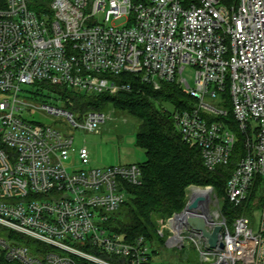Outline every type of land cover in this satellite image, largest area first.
I'll list each match as a JSON object with an SVG mask.
<instances>
[{"label":"built area","instance_id":"2783aa9c","mask_svg":"<svg viewBox=\"0 0 264 264\" xmlns=\"http://www.w3.org/2000/svg\"><path fill=\"white\" fill-rule=\"evenodd\" d=\"M187 67L192 86L182 77ZM123 72L155 89L172 82L193 98L173 118L207 169L227 164L241 136L244 154L225 188L231 205L244 204L255 184L263 193L254 227L251 214L228 220L219 199L205 194L206 213L186 211L200 194L193 191L157 230L170 232L165 245L192 242L194 264H264V0H0V264L149 262L152 242L126 241L108 226L127 186L141 184V167L90 166L84 143L75 147L69 131L29 117L39 109L63 116L72 131L96 133L110 115L45 104L31 87L116 93L128 87L112 78ZM187 215L204 217L209 231L221 227L216 246L185 223Z\"/></svg>","mask_w":264,"mask_h":264},{"label":"trees","instance_id":"16d2710c","mask_svg":"<svg viewBox=\"0 0 264 264\" xmlns=\"http://www.w3.org/2000/svg\"><path fill=\"white\" fill-rule=\"evenodd\" d=\"M112 78L119 84L127 85V89H120L116 93L75 94L65 87L43 81L34 83L31 89L33 97L37 99L46 97L45 92L58 94L62 98L68 96L73 100L74 110L80 112L102 111L109 106L139 121L135 144L144 151L145 156L141 163H137L142 170V182L139 185L127 186V199L111 215L108 226L112 231L122 234L129 242L139 235L149 242L154 238L163 242V236L158 237L155 232V220L168 217L184 207L188 185H212L217 194L225 193L227 180L235 168L233 165L244 154L241 136L228 163L209 170L203 164L200 149L183 140L174 122V110L188 109L193 104L190 95L172 82H163L160 88L155 89L133 73L123 72ZM225 105L229 111V122L235 126L228 99ZM231 168V172L227 173ZM258 188L255 184L244 204L251 200ZM227 204L228 209L233 207L229 202ZM241 206H234L237 208L232 212L240 211ZM179 251L181 260L187 261L188 251L184 248ZM155 253H158L156 247L151 249L147 264H163L154 261ZM78 262L94 264L81 258Z\"/></svg>","mask_w":264,"mask_h":264},{"label":"rangeland","instance_id":"374dc122","mask_svg":"<svg viewBox=\"0 0 264 264\" xmlns=\"http://www.w3.org/2000/svg\"><path fill=\"white\" fill-rule=\"evenodd\" d=\"M124 22V19L115 20L114 23L116 25H120ZM193 74L194 69L192 67H187L183 73L182 77H184L188 83L193 85ZM46 97L43 98L45 104H50L54 106H58L61 109L65 110H74V106H68L63 103L61 99L57 101L58 94L55 93H47L45 92ZM168 108H171L169 105H166ZM102 112L110 115V118L103 124L100 125L99 131L96 133L93 132H81L79 130L72 131L69 129L68 123L65 122V118L63 116H57L53 114L46 113L45 111L35 109L31 111L29 117L31 120L41 123V124H49L54 127H61L63 131H69L74 136V145L78 147L83 143L87 146L90 153V166L94 167H106V166H116L118 164H126V163H141L145 156L144 151L135 144L136 132L138 131L139 121L136 118L131 117L125 114L122 111L115 109L114 107H109L102 110ZM72 161H69V163ZM236 165V163H235ZM233 165V166H235ZM227 170V173L231 172ZM209 189V194H207L208 200L210 202L214 201L215 198L219 199L221 203V212L223 215L228 214L230 217H227L229 220L236 216V214H251V220L253 222V226L256 227V222L259 219L260 208L262 206L263 193L261 187L254 191L253 197L251 200L244 204L240 211L235 213L232 212L237 207H226L228 205L227 200L225 198V193L219 195L216 189L213 188L212 185H197L190 184L186 188V202L187 197L196 191L197 189ZM251 194V193H250ZM185 202V204H186ZM184 204V206H185ZM183 209V208H182ZM181 209V210H182ZM176 213V212H174ZM226 213V214H225ZM173 214V213H172ZM171 214V215H172ZM170 215V216H171ZM227 216V215H226ZM169 217V216H168ZM168 217L164 218H156L155 222L157 227L155 229L158 237H161L158 234L157 230L162 229V224H165V220ZM165 229V228H164ZM164 231V230H163ZM170 232L165 229L164 235L162 237L163 242H159L156 238L152 239L151 242L154 247L157 248L158 253H155L153 257L154 261L161 262L163 264H194L197 263L198 254L197 250L192 242L187 246V250L189 256L187 261L181 260V253L179 249L173 247L168 248L165 245V240L167 235ZM184 259V257H183Z\"/></svg>","mask_w":264,"mask_h":264},{"label":"water","instance_id":"95a60500","mask_svg":"<svg viewBox=\"0 0 264 264\" xmlns=\"http://www.w3.org/2000/svg\"><path fill=\"white\" fill-rule=\"evenodd\" d=\"M199 206L202 207V211L204 213L208 211V201L206 197L202 194H194L190 197L188 203L185 206V209L186 211L192 212ZM185 223L188 226L192 227L194 230L198 231L206 240L209 247H214L217 245L219 231L221 229L219 225H216L211 231H209L207 228L206 219L198 215H187L185 218Z\"/></svg>","mask_w":264,"mask_h":264},{"label":"bare ground","instance_id":"6f19581e","mask_svg":"<svg viewBox=\"0 0 264 264\" xmlns=\"http://www.w3.org/2000/svg\"><path fill=\"white\" fill-rule=\"evenodd\" d=\"M196 192L200 193V194H205L207 195V193L209 192V189H197Z\"/></svg>","mask_w":264,"mask_h":264}]
</instances>
